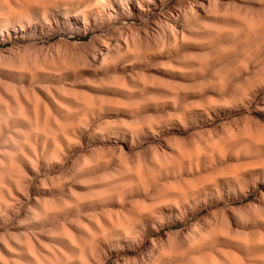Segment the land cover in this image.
<instances>
[{"label":"rangeland","instance_id":"1","mask_svg":"<svg viewBox=\"0 0 264 264\" xmlns=\"http://www.w3.org/2000/svg\"><path fill=\"white\" fill-rule=\"evenodd\" d=\"M0 264H264V0H0Z\"/></svg>","mask_w":264,"mask_h":264}]
</instances>
